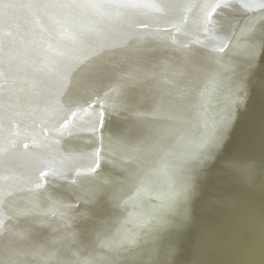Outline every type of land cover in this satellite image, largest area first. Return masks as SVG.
<instances>
[{"label": "bare ground", "instance_id": "6f19581e", "mask_svg": "<svg viewBox=\"0 0 264 264\" xmlns=\"http://www.w3.org/2000/svg\"><path fill=\"white\" fill-rule=\"evenodd\" d=\"M0 264H264V0H0Z\"/></svg>", "mask_w": 264, "mask_h": 264}, {"label": "rangeland", "instance_id": "374dc122", "mask_svg": "<svg viewBox=\"0 0 264 264\" xmlns=\"http://www.w3.org/2000/svg\"><path fill=\"white\" fill-rule=\"evenodd\" d=\"M247 14V13H246ZM240 19H241V17H239L238 19H237V23L240 21ZM237 23H236V25L235 26H237ZM236 27H233V29H235ZM233 31V30H232Z\"/></svg>", "mask_w": 264, "mask_h": 264}, {"label": "snow or ice", "instance_id": "6c2138e0", "mask_svg": "<svg viewBox=\"0 0 264 264\" xmlns=\"http://www.w3.org/2000/svg\"><path fill=\"white\" fill-rule=\"evenodd\" d=\"M108 247H110V248H111V247H112V245H110V244H109V245H108Z\"/></svg>", "mask_w": 264, "mask_h": 264}]
</instances>
